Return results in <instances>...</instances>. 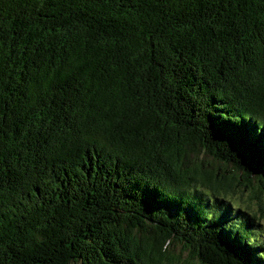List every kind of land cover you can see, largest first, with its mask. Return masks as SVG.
<instances>
[{
    "label": "trees",
    "instance_id": "obj_1",
    "mask_svg": "<svg viewBox=\"0 0 264 264\" xmlns=\"http://www.w3.org/2000/svg\"><path fill=\"white\" fill-rule=\"evenodd\" d=\"M236 190L264 0H0V264H264Z\"/></svg>",
    "mask_w": 264,
    "mask_h": 264
},
{
    "label": "rangeland",
    "instance_id": "obj_2",
    "mask_svg": "<svg viewBox=\"0 0 264 264\" xmlns=\"http://www.w3.org/2000/svg\"><path fill=\"white\" fill-rule=\"evenodd\" d=\"M249 197V192L236 190L227 200H230L233 204L240 205L242 208H250V213L255 216V222L257 221L256 228L262 232L261 239H264V194L261 195L260 204L250 201Z\"/></svg>",
    "mask_w": 264,
    "mask_h": 264
}]
</instances>
